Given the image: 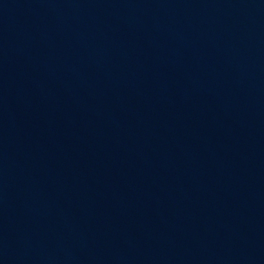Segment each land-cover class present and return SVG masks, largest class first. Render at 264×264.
<instances>
[{"label": "water", "instance_id": "95a60500", "mask_svg": "<svg viewBox=\"0 0 264 264\" xmlns=\"http://www.w3.org/2000/svg\"><path fill=\"white\" fill-rule=\"evenodd\" d=\"M0 264H264V0H0Z\"/></svg>", "mask_w": 264, "mask_h": 264}]
</instances>
